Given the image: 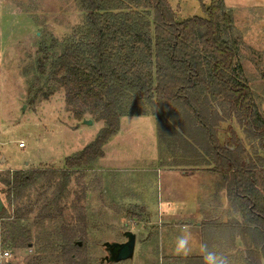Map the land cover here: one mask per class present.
I'll return each instance as SVG.
<instances>
[{
	"label": "rangeland",
	"instance_id": "rangeland-1",
	"mask_svg": "<svg viewBox=\"0 0 264 264\" xmlns=\"http://www.w3.org/2000/svg\"><path fill=\"white\" fill-rule=\"evenodd\" d=\"M168 1L178 21L205 17L204 6L210 3ZM223 3L233 18L227 38L238 41V60L264 116V0ZM84 22L85 11L78 0H0V180L14 170L63 169L65 159L81 152L105 126L104 120L90 113L80 118L78 104H69L64 89L37 70L45 57L49 67ZM140 110L150 111L151 105L129 102L118 133L103 148L105 156L73 171L61 199L53 205L60 195L58 176L41 179L9 206L2 198L0 264H69L61 248H54L69 236L79 245L73 248L75 258L88 264L205 261L211 254L204 250L213 229L206 233L199 224L204 218L206 223L233 224L226 192L214 175L209 178L203 171L184 175L183 170L199 168L177 146L175 152L161 144L156 116L128 114ZM235 127L252 160L264 163L259 139ZM211 184L214 202L218 194L223 205L205 215L213 202ZM223 229L228 242L224 240L223 257L216 256L219 264H247L248 247L238 227ZM126 231L136 234L134 257L107 262L104 244L125 242ZM5 252L11 256L4 257Z\"/></svg>",
	"mask_w": 264,
	"mask_h": 264
},
{
	"label": "trees",
	"instance_id": "trees-1",
	"mask_svg": "<svg viewBox=\"0 0 264 264\" xmlns=\"http://www.w3.org/2000/svg\"><path fill=\"white\" fill-rule=\"evenodd\" d=\"M78 1L84 24L49 67L45 57L37 70L64 89L69 104H78L80 118L90 113L105 126L65 159L63 169L14 170L2 178L0 195L7 206L41 179L58 176L60 195L53 205L73 171L105 156L103 148L118 133L129 102H147L150 111L128 114L156 116L161 144L174 151L177 146L193 167H207L219 179L235 217L227 224L238 227L248 247L247 264H264V163L252 160L235 127L259 139L264 153V116L238 60V41L227 38L233 18L223 0H210L205 17L184 21L168 0ZM65 238L54 248H61L69 264H88L75 258L73 248L79 245L73 237Z\"/></svg>",
	"mask_w": 264,
	"mask_h": 264
},
{
	"label": "crops",
	"instance_id": "crops-1",
	"mask_svg": "<svg viewBox=\"0 0 264 264\" xmlns=\"http://www.w3.org/2000/svg\"><path fill=\"white\" fill-rule=\"evenodd\" d=\"M188 171V172H187ZM183 170L182 173L184 175H192L194 172L196 171H203L205 174H208L210 177L209 178H213V174L209 172V170L207 169H204V168H199L197 170H194V171H189V170ZM211 186L213 187V192H211L212 194V197H211V200H213L212 203H210V211H206V214L205 215H209V214H212V211L214 208H220L222 207L221 205H223V199L221 198V196H219L218 194H216V203L214 202V195H215V191H214V186L211 184ZM225 193V192H224ZM211 205L213 207H211ZM215 220V219H214ZM216 222V220H215ZM199 226H201V229H205L206 233L210 230V229H213L211 230V237L208 239V245L206 247V249L204 251L208 252V253H211L213 255V257H215V264H219V258L220 257H223L222 253H223V248H224V240L226 239V242H228V239L224 237H226L228 235V233H226V230L223 229L224 226H228L226 223H211V222H208L206 223L205 222V218H204V223L203 224H199ZM221 230L220 232H215L217 230ZM215 230V231H214ZM225 233H226V236H225ZM209 237V235H208ZM239 242V240H238ZM237 242V243H238ZM222 255V256H221ZM216 256H220V257H216Z\"/></svg>",
	"mask_w": 264,
	"mask_h": 264
},
{
	"label": "water",
	"instance_id": "water-1",
	"mask_svg": "<svg viewBox=\"0 0 264 264\" xmlns=\"http://www.w3.org/2000/svg\"><path fill=\"white\" fill-rule=\"evenodd\" d=\"M86 124H91V120H86ZM5 203L0 195V213L3 212ZM125 236L127 240L125 242H106L104 244L105 249L108 253L106 260L107 262H120L134 257L135 246H136V234L132 231H126Z\"/></svg>",
	"mask_w": 264,
	"mask_h": 264
},
{
	"label": "clouds",
	"instance_id": "clouds-1",
	"mask_svg": "<svg viewBox=\"0 0 264 264\" xmlns=\"http://www.w3.org/2000/svg\"><path fill=\"white\" fill-rule=\"evenodd\" d=\"M182 243H185V242H182ZM206 261H207V264H215V259L212 256V254H209V256L206 257Z\"/></svg>",
	"mask_w": 264,
	"mask_h": 264
},
{
	"label": "built area",
	"instance_id": "built-area-1",
	"mask_svg": "<svg viewBox=\"0 0 264 264\" xmlns=\"http://www.w3.org/2000/svg\"><path fill=\"white\" fill-rule=\"evenodd\" d=\"M19 145H20L21 147H24V143H20ZM3 256H4V257H9V256H11V255H10L9 252H5Z\"/></svg>",
	"mask_w": 264,
	"mask_h": 264
}]
</instances>
